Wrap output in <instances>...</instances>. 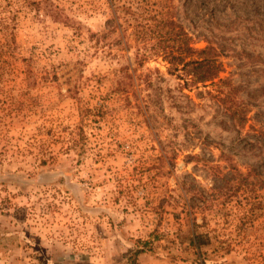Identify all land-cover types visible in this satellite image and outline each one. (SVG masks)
Returning <instances> with one entry per match:
<instances>
[{
	"label": "rangeland",
	"instance_id": "obj_1",
	"mask_svg": "<svg viewBox=\"0 0 264 264\" xmlns=\"http://www.w3.org/2000/svg\"><path fill=\"white\" fill-rule=\"evenodd\" d=\"M11 2L0 264H264V0ZM161 19L221 80L147 56Z\"/></svg>",
	"mask_w": 264,
	"mask_h": 264
},
{
	"label": "trees",
	"instance_id": "obj_2",
	"mask_svg": "<svg viewBox=\"0 0 264 264\" xmlns=\"http://www.w3.org/2000/svg\"><path fill=\"white\" fill-rule=\"evenodd\" d=\"M15 18L11 0H0V44L5 47L6 53H9L14 42ZM171 24L174 23L169 20L158 21L157 29L153 33L155 42L148 45L147 56H162L168 64L167 73L174 74L182 80L181 85L186 88L197 86L199 83L205 84L207 81L213 82L215 79L221 80L219 74L223 71V63L218 47L209 41L202 47H194L191 35L185 31L179 35ZM163 29H166V33L172 32L177 36L175 42L170 44L165 39ZM178 36L181 38L177 39ZM130 65L120 66L111 73H129ZM116 84L117 87L114 85L111 87V92L118 93L120 89L124 90L125 83L117 81ZM261 133L264 136V130Z\"/></svg>",
	"mask_w": 264,
	"mask_h": 264
}]
</instances>
